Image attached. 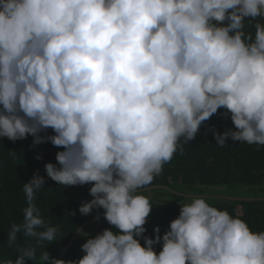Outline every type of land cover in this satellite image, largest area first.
<instances>
[{
  "label": "clouds",
  "instance_id": "clouds-1",
  "mask_svg": "<svg viewBox=\"0 0 264 264\" xmlns=\"http://www.w3.org/2000/svg\"><path fill=\"white\" fill-rule=\"evenodd\" d=\"M220 109L236 130L209 128L219 147L264 146V0H0V138L62 148L47 177L92 185L79 212L102 224L78 260L63 253L85 226L46 251L62 232L35 203L37 172L6 238L28 242L0 264H264V231L190 195L205 187L152 185ZM157 189L181 198L164 233L145 195Z\"/></svg>",
  "mask_w": 264,
  "mask_h": 264
},
{
  "label": "trees",
  "instance_id": "trees-1",
  "mask_svg": "<svg viewBox=\"0 0 264 264\" xmlns=\"http://www.w3.org/2000/svg\"><path fill=\"white\" fill-rule=\"evenodd\" d=\"M225 111L218 110L217 114L202 124L196 138L184 144L183 154L178 151L171 162L164 165L162 174L155 178L152 185H167L169 178L178 184L181 177L186 187H205L206 193L212 195L210 205L227 210L233 216L239 215L254 232L264 231V146L248 145L229 138L225 141V147H219L208 129L214 127L221 134L229 128L236 130L230 118L223 115ZM45 134L54 133L48 129L47 133H41ZM62 150L50 142L33 145L32 136L15 142L0 138V261L16 259L17 247L28 242L20 234L17 246L9 247L6 238L11 224L23 220V209L26 207L23 183L29 182L37 172L46 182L44 190L37 193L35 203L40 211L44 209L46 215L60 225L62 232L58 243L48 246L45 242L46 251L56 256L61 255L77 232L85 226L63 256L67 260H78L83 255L81 245L86 242L83 234L95 236L101 231L102 224H87L92 215L84 216L78 208L83 199L87 201L91 198L84 190L92 185L74 186L78 191L72 193L69 187L62 188L46 175L45 164H56V153ZM12 151L16 152L15 157L10 155ZM37 156L42 158L37 159ZM145 195L150 197L154 208L152 224L159 226L164 233L169 223L179 215V212L176 213V202L181 198L159 189L151 190ZM223 196L259 200L236 201ZM239 207L242 208L241 213L237 210ZM33 262L39 264V256Z\"/></svg>",
  "mask_w": 264,
  "mask_h": 264
},
{
  "label": "rangeland",
  "instance_id": "rangeland-1",
  "mask_svg": "<svg viewBox=\"0 0 264 264\" xmlns=\"http://www.w3.org/2000/svg\"><path fill=\"white\" fill-rule=\"evenodd\" d=\"M185 191L191 193L192 191L189 190V189H185ZM160 195H162V192L159 193ZM190 195H203L204 197H206L207 199H210V197L212 196L211 194H208V193H205L204 191H200V190H197V191H193ZM240 213L242 212L241 211V207H239L237 209Z\"/></svg>",
  "mask_w": 264,
  "mask_h": 264
},
{
  "label": "water",
  "instance_id": "water-1",
  "mask_svg": "<svg viewBox=\"0 0 264 264\" xmlns=\"http://www.w3.org/2000/svg\"><path fill=\"white\" fill-rule=\"evenodd\" d=\"M154 188H159V187H152V188H150V189H154ZM240 200H249V199H246V198H243V199H240ZM78 234V233H77ZM76 239V236H75V238L73 239V241ZM72 241V242H73ZM72 242H71V244H72ZM70 246V245H69ZM67 252V248L65 249V251H64V253H63V255L65 254Z\"/></svg>",
  "mask_w": 264,
  "mask_h": 264
}]
</instances>
